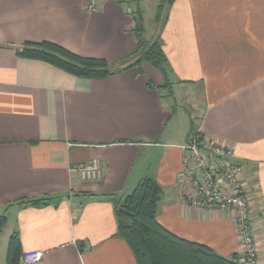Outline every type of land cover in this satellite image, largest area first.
Returning a JSON list of instances; mask_svg holds the SVG:
<instances>
[{
  "label": "crops",
  "instance_id": "1",
  "mask_svg": "<svg viewBox=\"0 0 264 264\" xmlns=\"http://www.w3.org/2000/svg\"><path fill=\"white\" fill-rule=\"evenodd\" d=\"M84 1L0 0V264L13 232L22 253L43 252L34 264H136L117 212L144 179L158 186L161 226L240 263L231 214L189 203L178 182L194 130L247 164L264 264V0H173L145 39L159 36L164 73L143 63L87 79L17 54L48 41L114 66L130 60L134 19L144 23L157 0H101L95 12ZM94 157L101 177L82 180L74 166ZM40 197L50 199L20 202Z\"/></svg>",
  "mask_w": 264,
  "mask_h": 264
},
{
  "label": "trees",
  "instance_id": "2",
  "mask_svg": "<svg viewBox=\"0 0 264 264\" xmlns=\"http://www.w3.org/2000/svg\"><path fill=\"white\" fill-rule=\"evenodd\" d=\"M172 1L160 0L154 18L156 23L161 19L162 10ZM142 32V21L137 17L134 19L133 28L136 50L130 60L115 66L103 58L82 56L48 41L26 42L17 54L44 60L69 74L87 79L105 78L127 67L140 68L143 63L164 73L166 57L159 36L147 41L143 38ZM152 183L153 181L149 179L138 182L120 204V208L128 214L117 212V235L130 248L136 264H240L235 257H223L210 247L180 238L161 226L155 218L158 189L152 194ZM48 199L50 198L40 197L20 202L39 205ZM4 224L5 216L2 215L0 231ZM22 254L17 233L13 232L8 238L4 264H20Z\"/></svg>",
  "mask_w": 264,
  "mask_h": 264
},
{
  "label": "built area",
  "instance_id": "3",
  "mask_svg": "<svg viewBox=\"0 0 264 264\" xmlns=\"http://www.w3.org/2000/svg\"><path fill=\"white\" fill-rule=\"evenodd\" d=\"M101 0H85L89 12L100 8ZM184 170L178 182L189 185L187 201L210 210H223L231 214L238 231L241 247V264H259L255 235L251 225V208L245 186L247 164L234 160V152L200 132H193L184 145ZM82 180L101 177V162L92 158L73 168ZM39 250L24 252L20 264H34L41 260Z\"/></svg>",
  "mask_w": 264,
  "mask_h": 264
},
{
  "label": "rangeland",
  "instance_id": "4",
  "mask_svg": "<svg viewBox=\"0 0 264 264\" xmlns=\"http://www.w3.org/2000/svg\"><path fill=\"white\" fill-rule=\"evenodd\" d=\"M151 1H153V0H151ZM159 2H160V0H157V4L154 7L153 6H147L146 15L144 16V23H142V25H143L142 36L144 39H146V38L149 39L151 36L150 35L151 31H152L153 27L155 26L154 25L155 22L153 19L155 18V14H156ZM163 11L164 10H162V12ZM161 14H163V13H161ZM173 97H176L177 103H180V105H181V107H180L181 109H189L187 104L184 103V101L187 100L189 95H186L183 91L179 92V90L177 88H175L173 90Z\"/></svg>",
  "mask_w": 264,
  "mask_h": 264
},
{
  "label": "water",
  "instance_id": "5",
  "mask_svg": "<svg viewBox=\"0 0 264 264\" xmlns=\"http://www.w3.org/2000/svg\"><path fill=\"white\" fill-rule=\"evenodd\" d=\"M158 189V186L153 182L152 183V194L154 193V191ZM120 213L122 214H128V212L124 211L122 208H119L118 210Z\"/></svg>",
  "mask_w": 264,
  "mask_h": 264
}]
</instances>
